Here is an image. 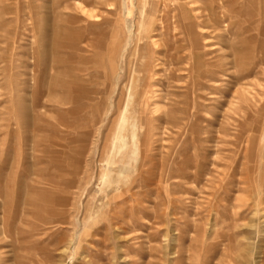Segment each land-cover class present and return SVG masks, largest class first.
Here are the masks:
<instances>
[{
    "label": "rangeland",
    "instance_id": "374dc122",
    "mask_svg": "<svg viewBox=\"0 0 264 264\" xmlns=\"http://www.w3.org/2000/svg\"><path fill=\"white\" fill-rule=\"evenodd\" d=\"M0 264H264V0H0Z\"/></svg>",
    "mask_w": 264,
    "mask_h": 264
},
{
    "label": "bare ground",
    "instance_id": "6f19581e",
    "mask_svg": "<svg viewBox=\"0 0 264 264\" xmlns=\"http://www.w3.org/2000/svg\"><path fill=\"white\" fill-rule=\"evenodd\" d=\"M254 5H255V4H254ZM169 17H170V16H169ZM173 19H174V18H173ZM180 42H181V41H180ZM155 85H156V84H155ZM149 88H150V86H149ZM149 88H148V89H149ZM149 90H150V89H149ZM152 91H153V90H152ZM154 91H155V90H154ZM142 94H143V93H142ZM150 96H151V95H150ZM154 96H155V95H154ZM156 96H157V95H156ZM156 96H155V97H156ZM138 98H139V97H138ZM158 98H159V96H158ZM158 98H157V99H158ZM61 100H62V99H61ZM158 100H159V99H158ZM150 102H151V101H150ZM153 102H154V101H152V103H153ZM63 103H64V102H63ZM154 103H155V102H154ZM149 104H150V103H149ZM59 105H60V104H59ZM133 111H134V110H133ZM129 113H130V112H129ZM132 118H133V117H132ZM126 119H127V118H126ZM155 120H156V119H155ZM132 121H133V120H132ZM151 121H152V119H151ZM122 122H123V121H122ZM130 122H131V121H130ZM149 122H150V121H149ZM155 122H156V121H155ZM132 125H133V124H132ZM46 126H47V125H46ZM48 126H49V125H48ZM133 126H134V125H133ZM130 127H131V126H130ZM47 129H48V128H47ZM132 138H133V137H132V134L130 133V134H129V140H131Z\"/></svg>",
    "mask_w": 264,
    "mask_h": 264
}]
</instances>
